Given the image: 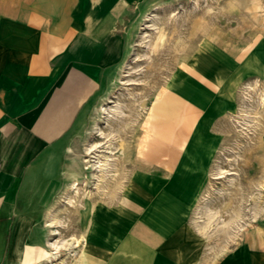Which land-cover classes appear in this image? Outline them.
<instances>
[{"label":"rangeland","instance_id":"rangeland-1","mask_svg":"<svg viewBox=\"0 0 264 264\" xmlns=\"http://www.w3.org/2000/svg\"><path fill=\"white\" fill-rule=\"evenodd\" d=\"M166 3L163 12H151L156 5L133 17L125 57L56 165L59 185L45 210L54 213L45 224L54 243L73 237L77 243L48 259L50 244L40 264H137L136 243L146 242L147 258L155 245L153 238L128 236L139 221L151 230L183 231L179 241L193 246L198 264H248L264 256L255 231L264 228V0ZM165 84L169 92L161 94ZM120 95L125 114L96 120L99 106L110 110ZM132 116L138 119L130 126ZM95 120L103 135L93 133ZM145 126L150 140L140 150ZM110 130L119 133L108 139ZM90 142L105 154L113 143L117 177L105 192L98 191L97 168L88 163ZM155 152L161 158L149 157ZM75 179L83 186L71 205ZM237 212L238 232L228 239L234 228L224 232L218 220ZM206 214L212 225L202 231ZM58 217L63 223L54 221ZM90 235L97 254L89 253Z\"/></svg>","mask_w":264,"mask_h":264},{"label":"crops","instance_id":"crops-1","mask_svg":"<svg viewBox=\"0 0 264 264\" xmlns=\"http://www.w3.org/2000/svg\"><path fill=\"white\" fill-rule=\"evenodd\" d=\"M163 3L0 0V264H40L45 258L42 250L52 242L45 210L59 185L56 165L125 57L133 17ZM129 232L155 243L148 258L146 242L136 243L137 264H198L193 246L179 241V229L151 230L139 221ZM91 238L89 253L97 254ZM248 264H264V256Z\"/></svg>","mask_w":264,"mask_h":264},{"label":"bare ground","instance_id":"bare-ground-1","mask_svg":"<svg viewBox=\"0 0 264 264\" xmlns=\"http://www.w3.org/2000/svg\"><path fill=\"white\" fill-rule=\"evenodd\" d=\"M168 5H170V4L164 3V4L158 5L156 7H153V8H151V12H163L166 10V8H168ZM149 17H150L149 15L146 16V18H149ZM164 92H169L168 84L162 85L160 87V93L163 94ZM122 97H123V95L122 96L120 95V97L116 100V102H114V104H112L111 109L108 111H106V106H104L103 104L100 105L99 106V112H100L99 117L96 120L108 122L109 117H111V118L121 117L123 114H125V112L123 111V108H122L125 101L123 100ZM137 119L138 118L136 116H132V118L130 120V126H133L134 124H136ZM96 120L94 121L93 133L98 134V135H103L104 130L101 127L97 126L98 124H97ZM150 132L151 131L149 130V128L147 126L142 128V135L144 138V142H142L140 144V146H139L140 150L146 148V141H148V138L150 137ZM118 133H119L118 130H110L107 137H108V139L115 138ZM96 146H97V143L90 142V143H88V145H86L85 149H86V152H88L90 154V157L88 159V161H89L88 163L92 166V168H97L96 170H94L92 172L93 176H96V177L99 176V179H100L99 182L97 181L98 182L97 189L99 192H105L106 188L108 187L110 182H113L115 180V178L117 177L116 172H114V171L111 172L112 168L116 166V162H115L116 157L114 156V154H112L114 151L113 150V143L110 144L111 147L107 150L108 151L107 155H105L102 159L96 157L95 154L93 155L90 153L91 151H93V149ZM97 171H99V172H97ZM82 186L83 185L80 184L77 180L72 181V183L70 185L71 190L69 189L71 192H70V194L68 196V200H67V202H69L71 205H75L78 203ZM86 195L88 197H91V195H92L91 190H88L86 192ZM53 213H54L53 209L52 208L49 209L48 214L51 216ZM212 216H215V213ZM212 216H209V214H206V219H205L204 225L201 227L202 231H205V230L210 228V226L212 225V222H211ZM54 221L59 222V223H63L62 217H60V218L58 217ZM237 223H238V212L228 220H225V219L223 220L220 217L217 225L224 232H227V231L230 232L231 227L234 228L233 232L231 234H229L227 237L228 239H230L231 237H233L232 235H235L238 232V228L237 229L235 228L237 226ZM255 231L257 232V235H258L260 241H263L264 240V228L261 226H257ZM51 232L55 233L56 230L54 228H52ZM76 243H77V239L74 237L71 240L63 239L62 242H60V243H54L52 241L50 243L52 245V250L48 256V259L57 257L58 248H60L62 246L73 247V245ZM54 248H55V250H53ZM75 256H79V254L75 253Z\"/></svg>","mask_w":264,"mask_h":264}]
</instances>
